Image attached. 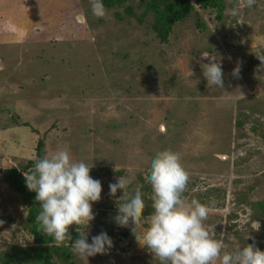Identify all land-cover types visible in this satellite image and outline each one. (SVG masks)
Masks as SVG:
<instances>
[{
    "label": "rangeland",
    "instance_id": "obj_1",
    "mask_svg": "<svg viewBox=\"0 0 264 264\" xmlns=\"http://www.w3.org/2000/svg\"><path fill=\"white\" fill-rule=\"evenodd\" d=\"M144 1L104 5L106 16L97 18L90 0H0V171L33 160L39 139L42 157L69 149L101 182L87 236L91 242L104 231L113 241L107 255L87 264H159L136 241L141 227L114 222L124 197L119 189L110 195L108 185L128 178L127 193L139 188L151 206L149 160L171 150L189 175L182 198L208 207L213 237L227 251L252 237L264 251V217L251 205L264 199V71L257 58H264V0L244 8L242 0H224L219 19L195 8L165 42L151 15H140ZM232 8H239L235 17ZM204 50L222 65V89L202 75ZM237 65L238 78L231 74ZM25 214L0 176V251L31 243ZM150 214L143 212V226ZM76 230L83 234L82 226ZM74 260L86 264L76 254Z\"/></svg>",
    "mask_w": 264,
    "mask_h": 264
},
{
    "label": "clouds",
    "instance_id": "obj_2",
    "mask_svg": "<svg viewBox=\"0 0 264 264\" xmlns=\"http://www.w3.org/2000/svg\"><path fill=\"white\" fill-rule=\"evenodd\" d=\"M254 3L255 0H242L240 8ZM90 7L97 18L106 16L103 0H90ZM238 12L239 8L228 10L233 17ZM200 57L207 61L201 64L207 84L222 89L220 61L207 50ZM257 58L261 62L258 70L264 71V58L259 55ZM240 70L239 65L234 67L232 76L238 78ZM180 161L178 153L167 149L157 151L149 160L145 182L152 191V212L147 217V226H143L145 200L140 189L129 195L126 190L131 180L123 176L110 183L109 194L114 196L119 189L124 197L123 203H117L114 222L125 227L131 221L133 228L141 227L140 240L135 239L158 258L159 264H264V251L255 246L254 238L246 237L253 239V243L243 247L237 244L227 251L223 240L213 237V228L210 231L205 224L208 207L195 199L186 203L182 198L189 175ZM91 167L75 160L65 148L38 158L34 170L24 174L26 188L35 193V201L40 204L35 217L40 230L58 244L70 243L72 252L86 264L88 257L107 255L113 247L112 238L104 231L92 236L90 243L87 240L85 229L95 219L92 204L100 200L102 191L101 182L89 174ZM70 225L76 229L82 226L83 234L73 239L68 231ZM254 225L256 231L261 227L259 222Z\"/></svg>",
    "mask_w": 264,
    "mask_h": 264
},
{
    "label": "trees",
    "instance_id": "obj_3",
    "mask_svg": "<svg viewBox=\"0 0 264 264\" xmlns=\"http://www.w3.org/2000/svg\"><path fill=\"white\" fill-rule=\"evenodd\" d=\"M124 0H103L105 6L120 5ZM193 2V3H192ZM146 0L143 2L144 11L141 16L150 14L151 27L156 37L165 42L175 23L185 19L189 12L198 8L200 11L211 9L216 18L223 16L224 0ZM127 11L130 12L129 7ZM214 17V18H215ZM199 23L200 17L195 19ZM44 154L43 140L39 139L35 147V158L29 160L20 169L10 168L0 171L2 180L20 196L25 206L26 214L23 229L31 237V243L24 246L6 244L0 251V264H75L74 253L70 243L58 244L51 236L44 234L36 222L35 217L40 211L39 202L35 201V193L29 191L25 185L24 174L34 170V163ZM251 205L259 210L264 217V199L253 201ZM143 212H152L151 206ZM259 214V213H258ZM264 227V222L262 223ZM69 233L73 239L82 235L75 229ZM90 243V237L87 236Z\"/></svg>",
    "mask_w": 264,
    "mask_h": 264
}]
</instances>
